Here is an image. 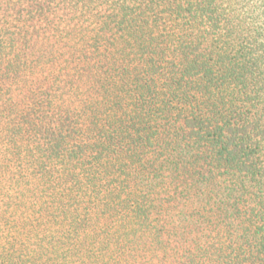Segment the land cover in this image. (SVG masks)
Returning <instances> with one entry per match:
<instances>
[{
  "label": "trees",
  "instance_id": "trees-1",
  "mask_svg": "<svg viewBox=\"0 0 264 264\" xmlns=\"http://www.w3.org/2000/svg\"><path fill=\"white\" fill-rule=\"evenodd\" d=\"M0 264H264V0H0Z\"/></svg>",
  "mask_w": 264,
  "mask_h": 264
}]
</instances>
